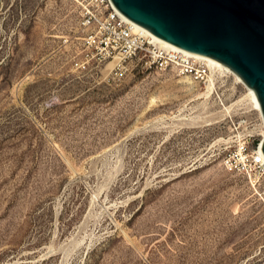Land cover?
Listing matches in <instances>:
<instances>
[{"label": "rangeland", "instance_id": "rangeland-1", "mask_svg": "<svg viewBox=\"0 0 264 264\" xmlns=\"http://www.w3.org/2000/svg\"><path fill=\"white\" fill-rule=\"evenodd\" d=\"M80 14L0 0V264H264V182L221 163L263 139L244 85L77 71Z\"/></svg>", "mask_w": 264, "mask_h": 264}, {"label": "water", "instance_id": "water-1", "mask_svg": "<svg viewBox=\"0 0 264 264\" xmlns=\"http://www.w3.org/2000/svg\"><path fill=\"white\" fill-rule=\"evenodd\" d=\"M111 1L162 41L232 70L254 90L264 118V0Z\"/></svg>", "mask_w": 264, "mask_h": 264}, {"label": "built area", "instance_id": "built-area-1", "mask_svg": "<svg viewBox=\"0 0 264 264\" xmlns=\"http://www.w3.org/2000/svg\"><path fill=\"white\" fill-rule=\"evenodd\" d=\"M81 10V59L77 71H87L107 62L115 63L116 75H123L125 63L141 60L149 69L171 70L199 84H209L213 76L208 64L176 47L164 46L130 20L123 18L111 0H77ZM223 168L245 178L252 186L264 182V158L260 144L254 146L250 134L239 136L222 156Z\"/></svg>", "mask_w": 264, "mask_h": 264}, {"label": "bare ground", "instance_id": "bare-ground-1", "mask_svg": "<svg viewBox=\"0 0 264 264\" xmlns=\"http://www.w3.org/2000/svg\"><path fill=\"white\" fill-rule=\"evenodd\" d=\"M119 14L123 18H125L126 20H129L128 18H126L125 16H123L120 12H119ZM137 27H139L140 29H142L143 32H145L147 35H149L150 37H152L156 42H158V43H160V44H162L164 46L174 47V46H172V45H170V44L162 41L161 39H159L158 37H156L155 35H153L149 31H147L146 29L142 28L141 26L137 25ZM188 54L193 55V56H195V57H197L199 59H202L214 71L216 70V71H218V72H220L222 74H231V75H233L236 78L237 82L239 84L244 85V87L246 88L247 94L245 96V99H247V100L250 101V103L252 104V106L254 107V109L259 112V114L261 115V118H262V120L264 122L262 109H261V106H260V103H259V100H258V97H257L256 93L254 92V90L248 88V86L243 82V80L238 75H236L232 70H230L225 65L220 64V63L216 62L215 60H213L211 58H204V57H200V56H197V55H194V54H191V53H188ZM214 89H215V79H214V76H212L211 81H210V83L207 86V92L204 94V96L206 98H209L211 96V94H212V92H213ZM263 141H264V134H263L262 142L260 144V152H261V154H262V156L264 158Z\"/></svg>", "mask_w": 264, "mask_h": 264}]
</instances>
